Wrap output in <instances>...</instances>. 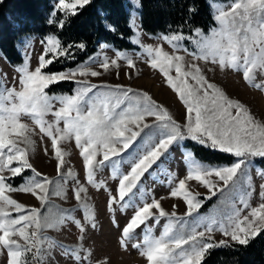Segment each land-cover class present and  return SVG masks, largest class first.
<instances>
[{
  "label": "snow or ice",
  "instance_id": "6c2138e0",
  "mask_svg": "<svg viewBox=\"0 0 264 264\" xmlns=\"http://www.w3.org/2000/svg\"><path fill=\"white\" fill-rule=\"evenodd\" d=\"M91 3L92 0H54L46 24L56 31L40 37L43 50L37 66L30 69V56L25 54L22 63L14 68L17 77L11 88L5 83L6 74L0 77V249L7 252V264H47L49 259L55 260L57 250L72 264H93V249L84 247L89 230L97 226L89 187L107 193L106 208L117 227V208L124 215L131 211L120 229L119 244L127 250L135 240L131 247L147 264H202L214 248L249 245L264 232V183L259 185L260 202L256 206L251 203L256 191L253 171L264 180V168L255 163L256 158L264 159V122L244 104L229 98L196 62H210L221 72L239 73L247 86L264 94V0H220L214 4L215 25L208 33L195 25L187 33L184 26L175 31L170 27L166 33L155 34L160 41L157 46L141 42L142 34H153L144 33L139 22L140 0H131L127 27L132 35L126 39L135 47L121 50L100 42L99 52L77 62L76 53L85 52L87 43L65 41L60 34L71 18ZM188 11L190 16L194 14L195 6ZM100 15L105 16V29L116 34L118 29L107 22V14L101 11ZM119 38L125 39L123 33ZM33 39L27 36L24 46L32 47ZM185 41L195 50H190ZM164 44L172 51H165ZM108 51L114 52V58H109ZM133 55L146 58L148 67L158 70L178 97L186 110L183 123L147 91L90 82L89 78L112 69H117L119 78L121 61L134 70ZM63 61L73 66L47 71ZM125 75L131 79L128 72ZM62 82L73 84L70 93L50 91ZM37 130L41 141H50L55 177L42 174L30 162L36 150L33 137ZM71 141L82 160L84 183L72 168L65 171L69 152L61 144ZM186 141L235 159L230 164L213 166L198 159L194 150L186 147ZM173 148L181 150L186 169L185 177L174 187L177 173L161 167L167 163L165 157L174 159L170 157ZM44 152L48 155L47 148ZM106 168L116 182L114 189L105 180L97 179ZM157 170L166 177L169 198H179L185 204L183 216L177 215L175 204L173 211H166L161 204L164 197L157 199L142 186L145 175ZM26 171L31 176L19 185L10 182ZM69 181L74 182L71 193L76 203L64 209L52 198L67 201ZM189 181L207 189L204 200L218 198L209 213H200L204 201L199 199V193L188 189ZM9 193L30 194L39 206H26ZM162 219L166 222L161 225ZM70 225L78 232L74 246L46 235L47 231H61ZM157 227L161 229L159 236L155 235ZM141 228L137 238V229ZM216 233L225 239L216 241ZM96 264H107V259Z\"/></svg>",
  "mask_w": 264,
  "mask_h": 264
},
{
  "label": "rangeland",
  "instance_id": "374dc122",
  "mask_svg": "<svg viewBox=\"0 0 264 264\" xmlns=\"http://www.w3.org/2000/svg\"><path fill=\"white\" fill-rule=\"evenodd\" d=\"M212 16L214 15V4L220 2V0H207ZM129 4V16L130 10L132 8L131 0H127ZM227 2V1H226ZM140 13V9H137ZM140 22V21H139ZM145 33V32H144ZM208 33V32H207ZM33 37L32 47H25L23 41L27 36L20 38L16 43V50L21 56V62L15 65L10 64L5 56L0 51V77L6 74L5 83L9 88H11L14 84V77H17V73L14 71V68L17 65L22 63V58L25 57V54L30 56V69H34L37 66V59L38 55L42 52V45L40 43V36L37 35H29ZM141 42L146 45L157 46L160 44L155 38V35H146L142 34ZM185 44L189 47L190 50H195L193 45L188 44L185 41ZM98 45V44H97ZM135 47V46H134ZM165 51L171 52L170 46L167 44L163 45ZM100 49L96 47V54L99 52ZM92 54V55H94ZM109 58H114V52L108 51L106 53ZM183 54V53H180ZM91 55V56H92ZM133 59L135 60L136 67L134 70H130L124 66V62H120L121 66L119 68V78L116 76L117 69H112L110 73H105L104 75L97 77V78H89L91 83L101 84V83H108V84H121L124 86H131L137 90L147 91L154 100L160 103L162 106H165L173 117L178 121L183 123L186 115V110L183 108L181 102L179 101L178 97L169 89L164 82L163 77L158 72V70H152L148 67L145 62V59H138L135 55H133ZM186 60L190 61L191 57H186ZM202 70L205 72L207 78L217 84L221 89L227 94V96L231 99L238 100L257 117L264 122V94L259 92L256 89H253L247 86L241 78L239 73H235L231 70H227L225 72L219 71L218 68L213 66L210 62H202L197 61ZM92 67L94 69L97 68V65L93 64ZM209 68H213L214 71H208ZM128 72L131 75V79L125 75ZM174 75V73H172ZM69 82H62L57 85H60L65 92L70 93L73 89V84L69 85ZM55 85V86H57ZM55 86H52L50 91L58 92L53 89ZM18 88V84H16ZM70 90V91H67ZM58 92V93H59ZM58 107V105H57ZM49 120L52 119L51 116L48 117ZM25 123H28L31 126V122L29 120H25ZM62 126V125H61ZM36 141V150L34 154L30 155V162L33 166L40 171L42 174L47 175L48 177H55L56 176V168H55V160L53 158L51 152V144L47 138H44L43 141L40 139V135L37 130V134L33 137ZM185 143V142H184ZM62 149L69 152V155L66 157V165L65 171L68 168H72L75 172L78 173L79 179L81 183H84V172L82 166V160L79 157L78 150L75 147L74 141L65 142L61 144ZM48 149V155H45L44 149ZM170 157H174V159H170L169 157H165L167 161L166 164L161 165V167H166L170 169L173 173H177V178L173 182V187L180 178H184L186 175L185 164L182 162L181 158V150L179 148H173L172 152L170 153ZM215 166V164H211ZM257 165V164H256ZM258 166V165H257ZM260 168H264L258 166ZM155 168V166H154ZM127 170V168H125ZM253 175V182L255 186V193L253 199L251 201L252 206H256L260 201L258 198L259 192V185L264 183V180H261L256 176L255 171L252 173ZM31 176L30 171H26L23 176L17 177L14 180L10 181L14 185H19L25 177ZM97 179H103L107 182L109 188L114 189L116 186V182L110 179V170L105 169L103 172L99 173ZM166 177L159 175L158 170L153 171L151 175L146 174L145 178L143 179L142 186L150 189L155 198L161 200L162 207L168 211H173L172 205H176L175 211L178 216H183L186 212V206L183 201L179 198H169L168 194L170 192V187L165 183ZM72 181H69L68 185V199L67 201L53 197V203L56 205H60L64 209L71 208L75 205L76 201L72 198L71 188L73 186ZM187 187L193 193H199V199L203 200V206L200 209L201 214H207L213 207L217 204L218 198L213 197L210 200H204L205 196L208 195L207 189L198 185L196 181H189ZM113 194H115L113 192ZM14 199L18 202L23 203L26 206H39L38 202L32 197L30 194H22V193H9ZM88 196L89 202L93 204L95 212H96V229L89 230L88 235L84 240V247L93 249L92 252V262L96 264L97 261L107 259V264H147L145 258L139 255V252L136 249L131 247V243L136 242L133 240L129 243L127 250L121 248L119 244L120 239V229L126 224L128 216L131 215V211H129L128 215L122 214L119 209L117 208L115 212V219L119 224V227L113 224L112 217L108 213L106 208V200H107V193L104 191H97L91 187L88 189ZM246 214V211L245 213ZM80 212L76 213L77 218H80ZM166 222L165 220H161V225ZM152 221H149V224H152ZM143 228V226H142ZM141 229H137V238L140 237ZM160 227H157L155 230V235L159 236L160 234ZM46 235L52 237L58 243H62L69 246H74L77 244V230L72 227L71 225L67 228H64L61 231H47ZM216 241L221 239H225L221 234L216 233L214 236ZM0 264H7V252L6 250L0 249ZM47 264H72L71 260L64 259L63 256L60 254L59 250L55 252V260L49 259Z\"/></svg>",
  "mask_w": 264,
  "mask_h": 264
},
{
  "label": "trees",
  "instance_id": "16d2710c",
  "mask_svg": "<svg viewBox=\"0 0 264 264\" xmlns=\"http://www.w3.org/2000/svg\"><path fill=\"white\" fill-rule=\"evenodd\" d=\"M126 1L92 0L79 15L71 18L70 24L60 35L65 41L87 43L85 52L76 53L77 62L94 54L100 42H108L121 50L134 48L126 39L132 35L127 27L129 4ZM53 3L54 0H3L0 3V51L6 61L12 65L21 62V56L16 50V43L20 38L29 35L41 37L56 31L46 24ZM140 3V23L143 32L148 34L166 33L170 27L175 31L179 26H184L183 30L187 33L192 25L207 33L215 25L207 0H140ZM193 5L196 11L190 16L188 10ZM101 11L107 14V22L117 27L116 34L105 29V16L100 15ZM120 33H123L125 39L119 38ZM71 66L73 63L68 61L57 62L47 71H58L62 67ZM53 89L64 91L60 85ZM185 145L194 150L198 159L209 164H230L235 159L191 141H186ZM255 163L264 167V159L256 158ZM202 264H264V232L252 239L247 246L233 244L229 248L217 247L210 250Z\"/></svg>",
  "mask_w": 264,
  "mask_h": 264
}]
</instances>
